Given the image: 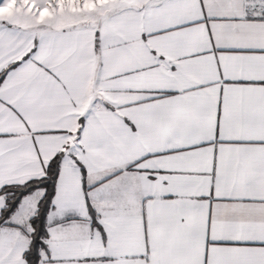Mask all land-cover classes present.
<instances>
[{"label":"snow or ice","instance_id":"6c2138e0","mask_svg":"<svg viewBox=\"0 0 264 264\" xmlns=\"http://www.w3.org/2000/svg\"><path fill=\"white\" fill-rule=\"evenodd\" d=\"M0 264H264V0H0Z\"/></svg>","mask_w":264,"mask_h":264}]
</instances>
